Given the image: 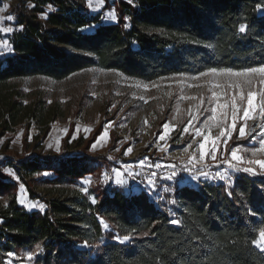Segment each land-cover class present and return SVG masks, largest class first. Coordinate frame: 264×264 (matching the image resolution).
Instances as JSON below:
<instances>
[{"label": "trees", "instance_id": "trees-1", "mask_svg": "<svg viewBox=\"0 0 264 264\" xmlns=\"http://www.w3.org/2000/svg\"><path fill=\"white\" fill-rule=\"evenodd\" d=\"M114 5L118 21L100 23L77 0H19L13 53L0 58V136L28 115V104L5 88L17 78L63 80L99 67L154 81L264 63V14L258 10L264 0H137V6L114 0ZM47 162L55 185L95 170L76 158L57 166ZM23 167L22 178L42 169L32 161ZM17 187L0 170V193L8 196L0 206V259L35 252V264H264V250L253 243L264 228V178L241 174L230 187L179 186L174 216L144 191L129 195L114 187L95 203L78 191L48 195L41 199L44 209L30 211L18 202ZM125 235L130 239L122 242Z\"/></svg>", "mask_w": 264, "mask_h": 264}, {"label": "rangeland", "instance_id": "rangeland-1", "mask_svg": "<svg viewBox=\"0 0 264 264\" xmlns=\"http://www.w3.org/2000/svg\"><path fill=\"white\" fill-rule=\"evenodd\" d=\"M77 1L84 7L87 15H98L100 23L118 21L119 13L114 0H110V3L104 0L103 5H97L93 0L92 7L88 6V0ZM5 3L9 7L0 12V17H4L0 20V27L12 28L13 31L7 33L0 31V42L7 40L13 49L10 38L18 29L16 6L19 0H0V7ZM132 4L137 6V0H133ZM47 9L51 10V7ZM112 10L117 16L115 21L104 18ZM8 15H13L15 19L8 21L6 19ZM95 27L96 25H93L85 30L92 31ZM0 51L3 52L0 58L13 53V50ZM199 74L182 73L154 81H143L126 76L117 70L91 67L75 72L63 80L31 76L9 81L5 88L14 93L15 99L20 98L28 104L25 110L28 115L24 121L13 125L0 136V170L9 179L18 183L17 200L19 203L21 200L24 201L20 205L30 211L42 210L45 207L42 198L48 195L57 197L61 192L70 195L76 191L87 194L91 201L93 198L97 201L99 196H104L114 187L129 195L144 191L158 206L165 207L174 216L176 203H173L174 192L179 186L198 187L203 182H211L225 183L230 187L241 174L264 178V169L260 165L247 163L254 159L264 160V153L258 152L253 156L251 151L254 147H259L264 131L259 127V124L264 123L258 116L259 109L256 120L247 121L246 132L250 135L238 139V129L244 123L243 120H239L227 146L223 144L221 138L216 148L217 162H212L206 155L205 162L208 167L197 165L192 168L191 173L185 170L186 167H191L188 165L189 157L193 153L197 158L199 155L198 143L202 142V136H196L195 129H200L203 135L209 136L210 140L205 149L207 152L211 150V141L219 135L220 128L231 123L230 108L227 119L220 127L215 126L216 122L224 119L219 111L216 113V122L209 120L212 108L216 107L217 103V97H213L212 92H217L219 102L225 103L237 91L228 87L230 81L211 76L201 77ZM217 84L223 87L217 88ZM145 85L147 87H144ZM260 87L256 82L253 90L259 91ZM246 91L247 89L245 94ZM192 97L195 99H190ZM201 98L204 101L202 104ZM258 101L259 97H254V103ZM34 114L46 123L38 124L32 117ZM238 115L242 117V111ZM165 123L169 124V136L165 141H160L158 137L164 134L162 126ZM106 124L109 125L108 136L102 141H97ZM185 126L189 127V133L183 132ZM80 141L84 143L78 145ZM94 142L97 144L95 149L91 147ZM190 144L192 147L189 148ZM128 147L133 151L129 155H124ZM162 147H166L167 151H162ZM230 147L239 149L238 155L242 159L233 163H238L240 170L219 162L224 158H231L230 152L227 151ZM185 148H188L187 152ZM71 158H76L79 164L94 166L95 170L72 182L65 181L58 185L50 183L49 180L55 177V173L46 169L47 160H51V163L57 166L61 161ZM29 161L40 162L42 169L33 173L31 177L22 178L26 172L23 163ZM157 164L161 167L157 168ZM173 165L176 172L174 179L167 180L166 176H161L166 167L172 171ZM244 167H253L256 174L244 172L242 170ZM197 168L207 172L208 176H200ZM117 170L122 173L121 179L124 183H117L115 174ZM217 171L226 172L230 182L214 178ZM145 172L151 173V180L155 183L154 185L148 183L144 190L137 183ZM153 173L156 175H152ZM192 175L198 178L193 180ZM82 188H86L87 192L82 191ZM32 190L38 197L33 196ZM7 202L8 196L0 193V206L6 205ZM39 205H43V208ZM256 246L264 250V245ZM28 253H17L11 257L8 255L0 259V264H35L34 258L37 253L32 252L31 259Z\"/></svg>", "mask_w": 264, "mask_h": 264}, {"label": "snow or ice", "instance_id": "snow-or-ice-1", "mask_svg": "<svg viewBox=\"0 0 264 264\" xmlns=\"http://www.w3.org/2000/svg\"><path fill=\"white\" fill-rule=\"evenodd\" d=\"M97 5H103L104 0H95ZM127 2L129 4L133 3V0H127ZM93 4V0H88V6L92 7ZM34 7V5H32ZM9 7L8 4H3V7H0V12H3L4 10H6ZM50 7V6H49ZM261 11L262 14H264V9H258ZM43 15V14H42ZM46 18V17H45ZM105 19H110L112 21H115L117 19V16L114 12V10L110 11L105 17ZM4 19V17H0V20ZM6 19L8 21H12L15 19V17L13 15H8L6 17ZM124 19L127 21L128 17H124ZM91 27V26H89ZM125 27H128V24H125ZM20 30H23V26H20ZM0 31L2 32H11L13 31L12 28H8V27H0ZM239 31L241 33H244L246 31V25L241 24L239 27ZM0 49H6L8 52H11L13 49L11 48V46L9 45L7 40H4L2 42H0ZM0 54H3L2 51H0ZM182 75V74H181ZM199 76L201 77H207V76H211L213 78H223L226 81H230L231 83L228 85V87L230 88H235L237 91L235 94L231 95L230 100L226 101L225 103H220L219 102V94L215 91L212 92V96L213 97H217V103H216V107L212 108V115L209 117L210 121L216 122L217 121V117H216V113L217 111L220 112V116L222 118H224L223 120L216 122L215 126L216 127H220V124L224 122V120L227 119L228 115H229V111L228 109L230 108V115H231V123L230 124H225L224 127L220 128L219 131V135L215 137L214 140L211 141V150L209 151H205L206 149V145L208 144L210 138L208 135H203L202 131L200 129H195V135L196 136H202V142L198 143V158L196 156L195 153H193L192 156L189 157L188 160V165H190L191 167H186L185 170L188 171L189 173L192 172V168L196 167L197 165H200L201 167H208V164L205 162V156H209L212 160V162H217V155H216V148L218 147L219 142L221 141V138H223V144L225 146L228 145V140L232 138L233 136V132L236 131L237 129V124L239 120H243V124H241V126L238 129V139L239 138H246L248 135H250V133L246 132V125H247V121L248 120H256V116H257V109H259L258 111V116L264 120V63H261L259 66L257 67H248V68H244L242 70L236 71L233 70L232 68H209L206 72H201L199 74ZM258 82L259 85L261 86L259 91H255L253 90V86L254 83ZM155 86V85H154ZM144 87H147V85H145ZM217 88H222L223 85L221 84H217L216 85ZM245 89H247L246 94H245ZM259 97V101L258 103H254V97ZM190 99H195V97H192ZM246 100V106H244V101ZM238 101H239V105H238ZM203 98H201V104L203 103ZM113 107H115V105H113ZM242 111L243 115L242 117H240L238 114ZM198 117H193V119H197ZM191 123V121L189 122ZM108 127L109 125L106 124L105 125V130L102 132V134L97 137V141H102L104 139V137L108 136ZM163 130H164V134L160 135L158 137V139L160 141H165L168 136H169V124L165 123L163 126ZM175 126L173 125V128ZM259 127L261 129H264V123L259 124ZM67 131V130H65ZM76 131H79V128L76 129ZM184 133H189V127L185 126L183 129ZM97 146V144L94 142L92 144V148L95 149ZM189 148L192 147V145L190 144L188 146ZM58 150V149H57ZM118 150V149H117ZM162 151H167L166 147H162L161 148ZM133 151V149L131 147H128L127 150L124 152V155H129L131 152ZM188 151V148H185V152ZM227 151L230 152V159L228 158H224L222 160H220V163H224V164H228L229 167L236 169V170H240V168L238 167V163H233V161L236 162H240L241 161V157L238 155V147H230L227 148ZM252 155L255 156L256 153H264V131H262V138L259 141V147L258 148H253L252 150ZM248 164H258L260 165V167L262 169H264V160H260V159H254V160H250L247 161ZM141 164H143V160L141 161ZM157 168L161 167V165L157 164L156 165ZM172 171L171 173L165 177V179L167 180H172L176 177V172L174 171L175 169V165L172 166ZM244 172L247 173H252L253 175H255V171L253 169V167H244L242 169ZM197 171L199 172L200 176L203 177H207L208 173L201 171L200 168H197ZM116 177H117V183H124V181L121 179L122 173L120 171H116ZM152 175H156L155 173H153ZM193 180L197 179L198 177L196 175H192L191 177ZM214 178H218L222 181H229L230 182V178L229 175L225 172V173H221L219 171H217L214 174ZM149 184H153L154 185V181L149 179L148 181ZM84 192H87L86 188H82L81 189ZM92 202L95 203V198L92 199ZM20 203H24L23 200L20 201ZM173 203H175V201H173ZM32 206H36V205H32ZM39 207L43 208V205H39ZM172 223H178V221L176 220H172ZM100 223L104 228H108L109 225L106 224L104 222V220L101 218L100 219ZM116 239H120V237H115ZM130 239V236L125 235L122 238V242L123 241H128ZM253 243H256L258 245H264V228H261L259 230V239L258 240H254ZM37 249L40 248L39 245L36 246ZM8 255L11 257L13 255V253H8ZM33 253L29 252L28 253V257L29 259H31Z\"/></svg>", "mask_w": 264, "mask_h": 264}, {"label": "built area", "instance_id": "built-area-1", "mask_svg": "<svg viewBox=\"0 0 264 264\" xmlns=\"http://www.w3.org/2000/svg\"><path fill=\"white\" fill-rule=\"evenodd\" d=\"M171 173V169L169 167H166L163 172L161 173V176H168ZM151 173L150 172H145L143 174V177L139 179L137 185L141 187L142 189H146L148 185V180L151 179Z\"/></svg>", "mask_w": 264, "mask_h": 264}]
</instances>
